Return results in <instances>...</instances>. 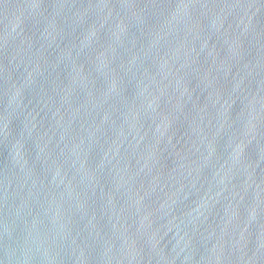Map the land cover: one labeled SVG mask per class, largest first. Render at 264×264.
Wrapping results in <instances>:
<instances>
[{"label": "water", "instance_id": "95a60500", "mask_svg": "<svg viewBox=\"0 0 264 264\" xmlns=\"http://www.w3.org/2000/svg\"><path fill=\"white\" fill-rule=\"evenodd\" d=\"M0 264H264V0H0Z\"/></svg>", "mask_w": 264, "mask_h": 264}]
</instances>
